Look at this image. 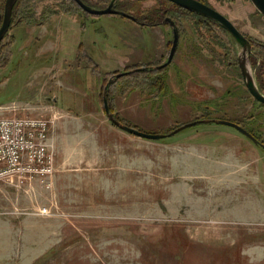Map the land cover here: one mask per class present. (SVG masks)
Returning a JSON list of instances; mask_svg holds the SVG:
<instances>
[{
    "label": "rangeland",
    "instance_id": "1",
    "mask_svg": "<svg viewBox=\"0 0 264 264\" xmlns=\"http://www.w3.org/2000/svg\"><path fill=\"white\" fill-rule=\"evenodd\" d=\"M59 1L43 0L38 11ZM65 1L80 22L58 14L36 25L13 15L0 42V106L18 103L48 119L54 157L45 177L0 180V264H264V103L244 81L243 46L220 24L166 2L181 31L173 61L114 80L111 111L161 133L229 119L259 143L215 122L139 137L109 120L104 89L117 72L162 63L171 26ZM121 1L145 18L161 6ZM207 3L250 41L249 69L264 93V15L251 0Z\"/></svg>",
    "mask_w": 264,
    "mask_h": 264
},
{
    "label": "water",
    "instance_id": "2",
    "mask_svg": "<svg viewBox=\"0 0 264 264\" xmlns=\"http://www.w3.org/2000/svg\"><path fill=\"white\" fill-rule=\"evenodd\" d=\"M75 1L84 11L92 15L119 14L131 20H135V21L137 20V18L133 14L125 10L118 9L116 6L117 0H111L110 3L104 8L93 7L87 4L86 2H84L83 0H75ZM169 1L181 6L182 8L188 11L195 12V13L201 14L203 16H206L208 18L218 21L219 24L224 29L229 31L234 36V38L243 46L242 55L240 57L239 63H240V68H241L242 75L246 83V86L251 92V94L258 101L264 103V93L259 89L256 83V80L254 78V75L249 69L248 56L251 50L250 41L238 29V27L234 24V22L230 20L222 12H220L219 10L215 9L214 7L210 6L209 4L201 0H169ZM251 1L256 6V8L264 15V0H251ZM16 2L17 0H6L3 22L0 27V42L4 39L5 34L9 31V29L12 26L13 9H14ZM167 20L171 22L172 29H173V41H172V45H171V49L168 54V57L162 63L158 65H144V66L134 67V68H130L124 71L117 72L107 82L105 89H104V109H105V112L107 113L109 120L112 121L115 125H117L121 129L131 134H134L139 137L147 138V139H153V140H159V139H162L168 136L175 135L179 131L185 128L191 127V126H195V125L202 124V123L215 122L219 124L232 126L236 128L238 131H240L241 133H243L244 135H246L247 137H249L250 139H252L255 143H259L258 139L247 128H245L240 123L233 121V120H229V119H224V118L196 119V120L180 125L179 127L172 130L170 133H161V132H148V131L139 129L137 127L128 125L124 123L122 120L118 119L116 115L114 114V112L111 111L108 98H107V94H108V89L114 80L119 79L128 74L139 72V71L160 70L170 65L171 62L173 61L175 54L177 52L178 46H179V42H180V31H179L178 25L173 19L168 18Z\"/></svg>",
    "mask_w": 264,
    "mask_h": 264
},
{
    "label": "built area",
    "instance_id": "3",
    "mask_svg": "<svg viewBox=\"0 0 264 264\" xmlns=\"http://www.w3.org/2000/svg\"><path fill=\"white\" fill-rule=\"evenodd\" d=\"M27 106L11 103L0 106V180L15 184L42 178L53 170L49 149V121L21 110Z\"/></svg>",
    "mask_w": 264,
    "mask_h": 264
},
{
    "label": "trees",
    "instance_id": "4",
    "mask_svg": "<svg viewBox=\"0 0 264 264\" xmlns=\"http://www.w3.org/2000/svg\"><path fill=\"white\" fill-rule=\"evenodd\" d=\"M42 1L43 0H17L16 4L14 6V9H13V15L15 17L18 16L21 22L26 21L30 24L43 25L46 22H48L54 15L76 14V13L80 12L77 8L73 9L72 7H69L70 5L66 6L68 4V2H66L65 0L59 1L60 2L59 3L60 4L59 9L50 10L47 6H43L41 11L39 12L38 6ZM83 1L86 2L87 4L93 6V7L102 8L105 5H107L111 0H83ZM201 1L207 3V0H201ZM3 2L5 3V0ZM166 2H169V1L168 0H161V6H159L156 11L151 12L154 14V16L149 18L146 15V18L151 19L152 21H155L157 19L158 20L162 19V15L164 14V12L169 11V8H167ZM73 3L76 4V1H73ZM172 5L174 8H176L178 10L188 11L184 8H181L177 4L172 3ZM116 6L118 9L125 10L127 12L130 11V12H132L131 14L134 13L133 15L136 18L142 17V18L146 19L144 15L139 14V12L137 11V4L136 3L131 4L129 2H124V1L119 0V2H117ZM3 8L5 9L4 4H3ZM78 8L80 9V7H78ZM135 9H136V11H135ZM156 17H158V18H156ZM2 18H3V12L1 13V17H0V26H1ZM258 52L260 53L261 51H258ZM259 55L260 56L262 55V57L264 58V53L258 54V56ZM263 64H264V62H263ZM140 72L144 73V72H149V71H139V72L132 73L131 75L137 76V74ZM118 119L122 120L124 123H126L128 125L134 126V125L130 124L129 122H126L122 118H118ZM249 131L253 133L252 130H249ZM253 134L256 137H258L255 133H253Z\"/></svg>",
    "mask_w": 264,
    "mask_h": 264
},
{
    "label": "flooded vegetation",
    "instance_id": "5",
    "mask_svg": "<svg viewBox=\"0 0 264 264\" xmlns=\"http://www.w3.org/2000/svg\"><path fill=\"white\" fill-rule=\"evenodd\" d=\"M169 1V0H168ZM173 3V2H172ZM175 4V3H174ZM179 6V5H178ZM181 7V6H180ZM182 8V7H181ZM192 15H197V16H200V17H203L205 20H210V21H213V22H215V23H217V24H219V22L218 21H216V20H213V19H211V18H208V17H206V16H203V15H201V14H198V13H195V12H191V11H189ZM154 16V14L153 13H150V14H148L147 15V17H153ZM163 19L161 20V21H154V23H149V21H144L145 19H143L142 17L141 18H139V17H137V20L135 21V20H133V21H135L136 23H138V24H140V25H143V26H152V27H155V26H161L162 24H169L170 26H171V29H172V25H171V22L170 21H168L167 19L168 18H171V19H173L175 22H176V24L178 25V28H179V31H180V25H179V23L177 22V19L175 18V17H173V16H171V14H163ZM3 17H4V14H3ZM2 22H3V18H2ZM12 24H13V22H12ZM151 24H153V25H151ZM1 25H2V23H1ZM1 27V26H0ZM172 32H173V29H172ZM229 32V31H228ZM230 33V32H229ZM231 34V33H230ZM232 35V34H231ZM233 36V35H232ZM180 40H181V31H180ZM172 41H173V39H172ZM158 65V64H157ZM152 71H156V70H152Z\"/></svg>",
    "mask_w": 264,
    "mask_h": 264
},
{
    "label": "crops",
    "instance_id": "6",
    "mask_svg": "<svg viewBox=\"0 0 264 264\" xmlns=\"http://www.w3.org/2000/svg\"><path fill=\"white\" fill-rule=\"evenodd\" d=\"M64 15L67 16V17H70V18L72 19L73 23H74V21H75V22H80L79 19H78V17H77L75 14H64ZM69 15H70V16H69ZM75 16H76L77 18H76ZM74 18H75L76 20H74ZM52 20H53V17L50 19V21H52ZM46 23L48 24L49 22H46ZM43 25H45V24H43Z\"/></svg>",
    "mask_w": 264,
    "mask_h": 264
}]
</instances>
